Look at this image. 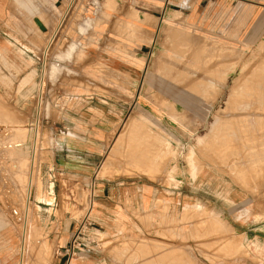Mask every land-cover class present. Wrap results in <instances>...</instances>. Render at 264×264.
Returning a JSON list of instances; mask_svg holds the SVG:
<instances>
[{
	"label": "rangeland",
	"instance_id": "obj_1",
	"mask_svg": "<svg viewBox=\"0 0 264 264\" xmlns=\"http://www.w3.org/2000/svg\"><path fill=\"white\" fill-rule=\"evenodd\" d=\"M55 1L30 0L32 14L24 9L27 0H9L20 18L9 17L6 25L18 33L12 40H25L24 52L19 47L10 54L11 63L0 50V67L29 63L32 71L21 87L38 89L28 115L16 114L0 97V175L10 185L4 211L0 195V236L13 242L10 251L8 240L0 244V258L18 264L28 180L35 183L25 264H56L65 225L92 211L96 179L147 178L170 189L165 202L157 197L115 239L91 227L86 233L113 241L104 246L114 264H227V257L233 264H242L243 257L257 264L262 251L245 243L241 229L232 238L224 218L233 213L241 219L244 208L247 220L264 211V0H180L183 10H170L153 33L150 16L125 0H63L58 9ZM33 15L47 24V34ZM72 42L78 45L73 58L56 60ZM151 43L148 61L136 64L137 47ZM54 63L62 67L57 75ZM83 76L96 81L87 90L106 95L95 106L122 110V122L108 134L96 179L54 180L45 173L55 146L50 126L59 120L55 106L60 89L72 86L79 93ZM191 149L194 167L199 164L193 174L186 158ZM86 243L90 249L77 257L95 252L97 242Z\"/></svg>",
	"mask_w": 264,
	"mask_h": 264
},
{
	"label": "crops",
	"instance_id": "obj_2",
	"mask_svg": "<svg viewBox=\"0 0 264 264\" xmlns=\"http://www.w3.org/2000/svg\"><path fill=\"white\" fill-rule=\"evenodd\" d=\"M29 1L27 0V3L23 4L24 9L34 14V8L30 7L31 3ZM126 1L136 6L139 5L140 10L150 16L152 23H150L151 27L149 28L152 33L154 32L153 30H156V21L159 24V22L166 19L171 14L170 10H183L180 0H138V4L136 1ZM9 17L19 19L20 14L15 7L10 6L9 0H0V50L6 54L7 58L10 54L14 55L19 50V47L22 48L19 51L24 52L21 44L25 42L22 37L21 44L15 39L12 40V36H18V33L15 32L16 29L14 27H7L6 21ZM33 18H39V16L33 15ZM139 46L136 51V64L143 62L142 60L144 62L148 61L152 51V43L150 45L140 44ZM9 59V62L13 63L10 57ZM18 62L20 61L17 60L15 62L16 68L12 67L11 63H8L9 70L5 69V67H0V97H2L4 103L12 104L16 114L28 115L32 104L31 100L35 98L38 84L35 78L37 86L31 91H28L29 88L24 89L21 87L23 79L32 71V65ZM17 68H20L19 71H17ZM37 68H39L38 72L40 71L41 75L42 66H38L37 63ZM93 82L96 81L83 76L79 84L84 85V87H78L79 93H75L72 86L60 89L61 96L60 100L58 99L59 101H57V104L60 105L55 106L59 120L50 126V129L55 132V146L52 149L53 159L46 166L45 176L49 175L54 180L58 177H62L65 180L92 181L96 179L95 175L105 154L106 139L108 134L122 122L119 115L123 116V111L105 107L102 109L95 106L96 102L106 98V95L87 90L86 85ZM102 82L105 81L102 80ZM65 84H71V81H65ZM132 89L131 87L130 90ZM1 142H11V139H3ZM95 181L96 185L90 186L97 189V196L94 199L95 204L92 211L86 221L71 222L65 225L59 237L56 264H114L110 257L111 251L108 250V252L104 246L113 241L103 243L104 240L100 238H98L99 241H96V238H91L94 242H97V247L94 249L95 252H89L90 255L86 257H77L76 254L71 255L67 251L71 247L81 224L89 222L96 233L105 234L109 236V239L112 237L115 239L123 227H129L130 222L134 220L133 218L139 212L145 214L150 211L157 197L162 196L161 200L164 202V199L167 200L170 197L169 188L154 185L147 178L120 183L105 179H96ZM9 189L8 178L1 174V211H4V199L5 202H8ZM231 204L234 206L238 205L232 201ZM244 211L245 215L237 220L233 219V213L227 214V217L224 218L226 219L225 222L227 227L232 230V238L234 233H238V230L241 229L242 232L240 234L243 235L242 238L245 239V243L247 245L254 244L259 250L261 249L263 256H257V264H264V211L257 213L255 216L252 215L253 219L249 220L246 219V215L249 212L245 208ZM13 212H16L15 209H13ZM242 219H245L244 222L242 221L243 223L241 222ZM97 236L99 237V235ZM7 240L9 249L13 242L10 241L8 236H0V244L3 245ZM1 248L3 249L4 246ZM8 249L3 253L5 254ZM250 259L251 257H243L242 264H253ZM227 260L229 262L227 264H231L233 258L227 257ZM0 264H9V262H7L6 257L2 256Z\"/></svg>",
	"mask_w": 264,
	"mask_h": 264
},
{
	"label": "bare ground",
	"instance_id": "obj_3",
	"mask_svg": "<svg viewBox=\"0 0 264 264\" xmlns=\"http://www.w3.org/2000/svg\"><path fill=\"white\" fill-rule=\"evenodd\" d=\"M75 3V2H74ZM55 7L58 9V8H60L62 5H63V0H56L55 1ZM68 12V11H67ZM66 16H67V14H66ZM65 18V17H64ZM35 19V18H34ZM43 25H44V27L46 28V31H42V30H40L43 34H47V32H48V30H47V27H46V25L47 24H45V22H42L39 18H37ZM91 20H88V21H86V27H88L89 28V26L91 25V22H90ZM35 23V22H34ZM36 24V23H35ZM37 25V24H36ZM38 27V26H37ZM39 28V27H38ZM59 30V29H58ZM82 32H84V30L82 29L81 30ZM57 32V31H56ZM79 32V31H78ZM54 36V35H53ZM53 41V40H52ZM78 45H77V43H74V42H72L71 43V45L69 46V47H67L68 49H67V51L64 53V51L66 50H64L63 51V53H61L60 52V54H58L56 57H55V59L56 60H59V61H69V60H71L73 57V54H74V51H75V49H76V47H77ZM78 48V47H77ZM78 57V56H77ZM197 58V57H196ZM60 69H62V67L61 66H59V65H57L56 63H54V64H52V66H51V70H52V72L54 73V74H58L59 73V71H60ZM179 70V69H178ZM209 72V71H208ZM212 72V71H211ZM206 74H208V73H206ZM210 74V73H209ZM176 77H177V75H175ZM180 76V75H179ZM208 76V75H207ZM56 77V76H55ZM51 80H52V78H50ZM53 79H55V78H53ZM200 81V80H199ZM202 82V81H201ZM45 85L44 84H42V86H41V94L43 93L42 92V90H43V87H44ZM261 96V95H260ZM260 99H263V96L260 98ZM38 101H40L39 102V104L41 103V98H40V100H38ZM168 102V101H167ZM41 105V104H40ZM171 106V105H170ZM174 108H172V110H173ZM171 115V114H170ZM175 116H176V114H175ZM178 116V115H177ZM179 117H182V116H179ZM147 121H149V122H147V123H149V124H151L152 123V121L149 119V118H147L146 119ZM250 120V119H249ZM216 123V120H215V122L211 125V127H210V129L212 128V126L214 125ZM148 124V125H149ZM39 124H38V121H37V131H36V135H35V140L37 141L38 139H39V136H40V130H39V128L41 127H39L38 126ZM152 126V125H151ZM154 126V125H153ZM152 126V127H153ZM156 128V127H155ZM143 133V132H142ZM161 133H163V132H161ZM160 132H159V134H161ZM140 135V134H139ZM151 137V136H150ZM136 138V137H135ZM140 138V137H139ZM137 140V139H136ZM39 141V140H38ZM163 141H166V140H163ZM167 142V141H166ZM165 142V143H166ZM38 143V142H37ZM36 143V144H37ZM162 143H164V142H162ZM36 144H35V148H36ZM168 144V143H167ZM166 145H164L163 144V147H165ZM168 146H170V144H168ZM161 149V148H160ZM165 150V149H164ZM168 151H169V147L164 151V153H162V154H167L168 153ZM175 153V152H174ZM34 154H35V152H34ZM176 155V154H175ZM37 158V157H36ZM175 158V157H174ZM186 158H188V164L190 165V167H191V169H190V171L192 172V174L195 172V167H199V164H197V162H196V164L198 165H196L195 167H194V164H193V162L195 163V161H194V159H195V156H194V152H193V150L191 149V152L188 154V157H186ZM32 164H33V162H32ZM33 167V166H32ZM32 173H33V170H32ZM191 174V175H192ZM34 176V175H33ZM31 178H33L32 177V175H31ZM193 178V177H192ZM35 182H33V179H30V180H28V185H27V202H26V205H25V213L22 215V218H21V220H22V235H21V250H20V254H19V259H18V264H25V259H26V257H27V253H26V246H27V241L29 240L28 239V231H29V220L31 219V217H30V213H31V210H30V203H29V200H30V198H31V196H32V194H33V192H32V190H33V184H34ZM93 206H94V204L91 206L92 208H93ZM91 208V209H92ZM90 211V210H89ZM16 217H17V220H18V214L16 215ZM30 218V219H29ZM10 219H12V218H10ZM11 221V220H10ZM13 222V221H12ZM31 228H33V227H31ZM34 229V228H33ZM33 233V232H32ZM32 240V239H31ZM30 241V240H29ZM245 245V244H244ZM256 248V247H255ZM258 248V247H257ZM46 249V248H45ZM221 250V249H220ZM261 250V249H260ZM257 251H258V249H257ZM219 252V251H218ZM210 253V252H209Z\"/></svg>",
	"mask_w": 264,
	"mask_h": 264
},
{
	"label": "built area",
	"instance_id": "obj_4",
	"mask_svg": "<svg viewBox=\"0 0 264 264\" xmlns=\"http://www.w3.org/2000/svg\"><path fill=\"white\" fill-rule=\"evenodd\" d=\"M90 212H91V210L89 211L87 217H85L86 219L90 215ZM86 219H85V221H86ZM90 227H92V224L89 223V222H85V223L81 224V226L78 229V232H77L75 238L72 241L71 247L67 250L68 252H70L71 255H75L76 252H79L83 248L87 249V250L90 249V248H88L89 246L86 243L88 241L92 242V240L89 238V236L88 237L86 236V233H87V231L89 230Z\"/></svg>",
	"mask_w": 264,
	"mask_h": 264
},
{
	"label": "water",
	"instance_id": "obj_5",
	"mask_svg": "<svg viewBox=\"0 0 264 264\" xmlns=\"http://www.w3.org/2000/svg\"><path fill=\"white\" fill-rule=\"evenodd\" d=\"M34 22L37 24L40 30L46 31V28L44 27V25L37 18L34 19Z\"/></svg>",
	"mask_w": 264,
	"mask_h": 264
}]
</instances>
